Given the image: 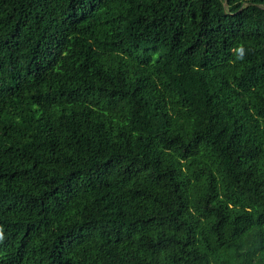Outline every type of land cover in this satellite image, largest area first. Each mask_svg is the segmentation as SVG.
<instances>
[{"label": "trees", "instance_id": "16d2710c", "mask_svg": "<svg viewBox=\"0 0 264 264\" xmlns=\"http://www.w3.org/2000/svg\"><path fill=\"white\" fill-rule=\"evenodd\" d=\"M0 264H264V0H0Z\"/></svg>", "mask_w": 264, "mask_h": 264}]
</instances>
